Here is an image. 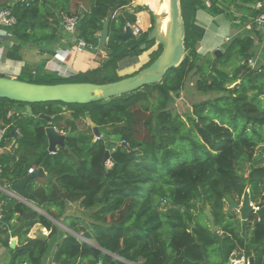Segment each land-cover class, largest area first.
I'll return each instance as SVG.
<instances>
[{"label":"trees","instance_id":"1","mask_svg":"<svg viewBox=\"0 0 264 264\" xmlns=\"http://www.w3.org/2000/svg\"><path fill=\"white\" fill-rule=\"evenodd\" d=\"M68 1L28 0L9 6L17 21L5 29L20 42L12 45L10 55L20 58L22 43L55 40L60 19L46 3L72 15ZM130 2L90 0L88 11L80 7L76 38L94 48L99 45L104 21L110 20L104 47L110 57L93 70H101L103 83L130 76L119 77V61L139 55L142 44L147 43V48L156 43L158 46L141 69L152 64L163 49L156 40L148 38L153 27L140 37L122 40L126 24L135 23L136 17L127 11L117 16L113 12ZM181 4L186 55L161 81L87 104L23 103L0 98V120L10 122L8 114L16 105L30 106L33 111V115L17 121L22 132L17 152L0 155V186L23 180L32 166L43 167L51 175L34 178L27 184V190L34 195L29 199L47 216L0 191V246L9 250L5 264H42L52 246L51 240L60 230L55 221L83 237H94L96 244L107 251L67 233L57 243L54 261L58 264H125L113 255L135 264H205L215 247L221 252V264L229 262L232 253L241 249L246 257L255 255V264H263L264 218L252 214L248 220H242L238 212L229 213L225 206L227 195L240 202L246 190L251 201L264 206V65L257 69L248 63L255 55V39L247 34L236 36L224 52L229 56L233 48L237 49L234 73L218 68L216 58L208 68L201 69L197 81L199 90L218 95L196 103L187 115L175 114L169 105L184 88L191 71L198 68L199 44L205 28L198 24L197 12L203 9L217 16L230 15L231 11L220 0H181ZM134 44L137 47L131 49ZM30 68L25 65L20 80L39 84L83 82L73 80L83 71L66 81L57 72L44 71L43 64L35 73ZM86 112L104 134L96 141L91 127L79 129L78 121L86 118ZM45 117H50L59 130L69 132V149L60 148L44 155L48 147ZM109 139L114 141L109 147L113 160L110 167L104 160ZM260 147L262 151H258ZM183 149L188 158L173 163L172 159ZM246 165L250 169L248 176L244 174ZM163 201L168 203L166 210L161 209ZM69 203H78L85 213L93 210L89 217L94 223L67 215ZM207 207L214 214L217 232L211 230L205 215ZM37 223L50 234L29 237ZM249 223L253 226L246 235L241 226ZM15 236L19 244L12 249L11 238Z\"/></svg>","mask_w":264,"mask_h":264},{"label":"crops","instance_id":"2","mask_svg":"<svg viewBox=\"0 0 264 264\" xmlns=\"http://www.w3.org/2000/svg\"><path fill=\"white\" fill-rule=\"evenodd\" d=\"M17 2V0H0V12L3 9L8 8L11 5H14ZM163 2L162 0H131L130 4L126 6L125 8L117 9L113 12L114 16L122 15L126 11L135 15L136 21L139 20L140 27L142 28V33L148 32L151 27L154 25V21L157 18V15L160 13L158 12V7L160 6V3ZM90 3V0H89ZM238 6L242 10L240 14H237L238 18L236 20H230L229 18H226L227 15L220 14L217 16H214L210 13H208L206 10L200 9L197 12V22L198 24L202 25L205 28V34L202 39V41L199 44V47L201 46L202 42H204V38L207 35L208 43L204 48L203 52H206L211 49H217L220 48V46H223L222 42H220V39L217 37L219 36V30H230L235 32V37L239 36L241 34V29H244L245 33L247 35H251L255 39V47L253 49L254 56L255 57V63L258 68H262L264 65V43L260 42L257 39V35H255L254 31L248 28V22L249 16H250V3L249 0H242L238 1ZM47 6L51 8V12L57 16L58 19H60V25H59V31H58V37L51 41L46 43H22L19 49V54L21 55L20 58L16 59L14 58L10 52V48L14 44H20V42L15 39L13 36H11L5 29L4 26L0 25V75L13 77V78H19V76L22 73V69L25 67V65L30 66L31 72L34 73L37 70V67L39 65L43 64L44 71L48 72H57L56 71V63L59 64V60L56 57V54L62 55L64 57V61L61 62L62 71L57 72L63 77H70L75 74H78L79 72L91 70L100 67V65L109 59V54L106 53L107 51L102 52H90V51H79L77 50L75 46V36L71 35L70 33L66 32L64 30V27L62 26L61 17L63 15H66L68 13L59 11V9H55L54 6H50L48 3H46ZM69 9L71 10V14H80V7H82V3L80 0H69L68 1ZM70 15V14H69ZM153 16L155 18L153 19ZM221 16H224L226 18V21H224ZM247 18V21L244 20V18ZM52 19V18H51ZM135 21V22H136ZM237 22L238 26L235 27L234 23ZM245 23V26L241 27ZM141 33V34H142ZM141 34L138 36L140 37ZM100 35V33H99ZM228 36V35H227ZM137 38V37H136ZM232 39V37H231ZM155 46V47H154ZM157 43L153 45V50L157 48ZM202 49V46H201ZM93 50V49H92ZM152 50V51H153ZM150 53L147 54H139L134 56H127L121 61H119V73H123V71L131 70L134 71L137 68L141 70L143 65L150 59ZM200 53V48H199ZM14 54V53H13ZM100 55H103L101 58ZM133 74V73H132ZM132 74H124V75H132ZM122 75V76H124ZM30 113H33L32 109L29 107ZM235 200L237 198L234 197ZM22 203H25L30 208L38 211L40 214L48 215L45 211H43L41 208H39L37 205L34 204L33 201L30 199L24 200L22 198L19 199ZM256 205L255 202L252 201ZM257 206V205H256ZM229 204L227 203L225 206V209L228 211ZM70 209H76L79 213H69V215H75L80 216L84 219L86 218V213L84 208L80 207L78 203H69L67 207V211L70 212ZM81 209V210H80ZM237 212V211H236ZM240 216V215H239ZM58 222V221H57ZM253 224L249 223L247 225H242V231L244 234L249 235L250 229H252ZM59 232L54 237V240L52 239V246L48 252V254L45 255L44 260L42 264H58L54 261V255L57 249V242H59V239L63 235V237L67 236V233H75L70 228L66 227V229H63L59 226ZM217 231H219V228L217 227ZM91 232V231H90ZM92 233V232H91ZM50 234V231L43 227L41 224L37 223L28 234L31 238H36L37 236H47ZM78 235V233H75ZM13 239H17L16 246L19 244V238L18 236L12 237L11 241ZM92 240L95 241V238H86V241L95 247L98 248L97 244H94ZM93 243V244H92ZM216 252V255L213 254ZM0 255H5L6 257L4 259L9 258V250L6 248L0 246ZM215 256V257H214ZM243 256L245 257L243 259ZM247 259L249 260L250 264H255V255L252 254L250 257H246L243 253V250H235L231 257L229 262H225V264H231L233 260L238 264H247ZM252 259V260H251ZM127 261V260H125ZM221 264L222 263V255L218 247H215L210 250L209 255L207 259L205 260V264ZM264 264V262H263Z\"/></svg>","mask_w":264,"mask_h":264},{"label":"water","instance_id":"3","mask_svg":"<svg viewBox=\"0 0 264 264\" xmlns=\"http://www.w3.org/2000/svg\"><path fill=\"white\" fill-rule=\"evenodd\" d=\"M80 1L82 7L88 11L90 9L89 0ZM161 15L162 13H159L154 21L153 29L149 34V40H156L162 45L163 49L151 65L139 72L108 83L65 82L57 84H39L20 80L19 78L0 75V98L23 103L60 101L68 104H87L120 96L135 91L147 84H154L161 81L170 69L181 64L186 52V27L181 0H170L168 14L169 21L167 29L164 32L161 30L162 24L161 20H159ZM109 24L110 20L106 19L103 24L102 32L98 36L99 48H104L106 45L109 35ZM131 35L132 29L126 24L121 38L123 41H128L131 38ZM136 47L137 44H134L131 46V49ZM140 48L142 50L146 49L147 43L142 44ZM221 54V49L217 48L215 55L219 57ZM253 78H256V74L253 75ZM45 119L47 123H51L50 117H45ZM86 120L92 127L95 138L100 137L101 133L99 128L96 123L92 121L89 112H86ZM45 133L48 140V147L45 150L44 155L56 153L59 148L69 149L66 145V138L69 135V132L62 133L54 126H48L45 128ZM12 134L16 136L14 132ZM113 142V140H108L106 142L107 150L104 159L105 161L110 159L109 147ZM42 177L51 178V175H48L43 167H39L34 172L28 174L23 180L12 183L10 190L24 200L32 198L34 195L27 190V184L34 178ZM226 201L229 204L228 212H239L242 220H248L252 214H257L259 219L264 218V206L259 207L252 203L249 190L245 191L240 202L230 195L226 196ZM205 215L210 222L211 230L217 232L218 229L215 223V217L210 207L206 208ZM16 243L17 239H13L10 243V247L14 249ZM98 248L106 251L99 246ZM111 264H115V262L112 261Z\"/></svg>","mask_w":264,"mask_h":264},{"label":"rangeland","instance_id":"4","mask_svg":"<svg viewBox=\"0 0 264 264\" xmlns=\"http://www.w3.org/2000/svg\"><path fill=\"white\" fill-rule=\"evenodd\" d=\"M163 1V0H162ZM238 1L239 0H220V3L221 5H223L227 10H231L229 11V14H226L227 17L226 18H229L230 20H236L238 18L237 14H240L242 12V10L239 8V4H238ZM242 1V0H240ZM248 1V0H247ZM253 2V0H249V3L251 4ZM163 18V14L161 15V17L159 18V20H161ZM221 18L226 21V18L224 16H221ZM247 21V20H246ZM249 23V21H247ZM246 23V22H245ZM245 23L242 22V26H245ZM234 26L237 27L238 26V23L235 22L234 23ZM239 27V26H238ZM243 30V31H242ZM241 35L244 36V29H241ZM219 36L221 37H217L218 39H220V42H222V44H224L223 46H220V49L222 51V54L221 56L217 57L215 55V51L216 49H211V50H208L206 52H203L204 51V48L207 43H208V38H207V35L206 37L204 38V42H202L201 46H202V49H201V46L199 47L200 48V53H199V58L197 59V64H198V68H195L193 71H191V73L188 75V77L186 78L185 80V84H184V88L181 90V92L177 95L175 94V101L170 103L169 105V108L170 110H172L175 114H181V115H187V113H190L192 112L193 110V106L196 104V103H199L203 100H206V99H209V98H214L215 96L218 95V93L216 92H209V93H205L201 90L198 89L197 87V81L199 79V77L201 76V69L202 68H208L209 65L212 63V61H214L216 58H219L218 62L216 61V66L218 68H221V69H224L226 70L227 72L229 73H234L236 67H237V49L236 48H233V51L232 53L227 56L224 54L226 48L228 47L227 45L230 44V42L232 41V39L235 38V32L233 31H230V30H219ZM230 36L232 37L231 41L230 42H226L225 41V38L226 36ZM149 38V37H148ZM202 41V40H201ZM235 46V45H234ZM155 47V46H154ZM153 46L152 47H149L147 49H144L140 52V54H147V53H150V51L153 50L154 48ZM106 51L104 48H99L98 46L95 47L93 50L91 49H86L85 51H90V52H102V51ZM108 53V52H106ZM161 53V52H160ZM186 55V53H185ZM159 56V55H158ZM100 57L102 58L103 55H100ZM155 61V60H154ZM240 62L238 61V64ZM151 65V64H150ZM101 66V65H100ZM148 67V66H147ZM146 68V67H145ZM128 69V68H127ZM127 69H124L126 71H123V73H119L118 71V74H119V77L124 74H132V73H135L137 71H140L139 68H137L136 70L134 71H131V70H127ZM144 69V68H143ZM92 70V71H91ZM91 70H86V71H83L84 73L81 74V76L79 77H76V78H73V80H76V81H83V82H87V81H96V82H101L103 83L104 82V75L103 73L101 72V70L99 71H96V72H93L94 69H91ZM96 70V68H95ZM111 73V72H110ZM8 76V75H7ZM110 76V75H109ZM28 79H30L29 77H26ZM70 77H64V79L67 80H70L69 79ZM72 79V78H71ZM122 79V78H121ZM93 83V82H92ZM234 84L231 85V87H233ZM30 106H27V109H29ZM67 115L70 114L69 111H66L65 112ZM33 114V113H32ZM79 123V128L80 129H87L89 127V125L87 124L86 120L84 119H81L78 121ZM263 129H264V126H263ZM262 129V130H263ZM104 136V134L102 133V137ZM111 140V139H109ZM258 151H262V148L260 147L258 149ZM186 154V150L183 149V152L178 154L176 157H174L172 159V162L177 164L178 162L181 161V159H187L188 158V154ZM264 155V153H263ZM107 166L110 167L112 166V162L110 161H107ZM249 165H246L245 167V176H248L249 174ZM264 191V189H263ZM20 199V197L18 198V200ZM27 201V200H26ZM25 204V203H24ZM168 203L163 201L162 202V205H161V209L163 210H166L169 208V206H166ZM29 207V206H28ZM81 210V209H80ZM85 210V209H84ZM93 211V210H92ZM91 210H89L88 212H86V223H94V221L92 220L93 218H90L89 215L90 213L92 212ZM95 211V210H94ZM69 213H79L76 209H70V212L67 211L66 214L69 215ZM239 213V212H238ZM240 215V213H239ZM240 219H241V216H239ZM55 223L60 226L61 228L63 229H66V225H64L61 221H55ZM78 225H82V224H78ZM90 231L93 233L94 231V226L90 227ZM74 235H76L81 241H86V237H83L81 233H79L78 235L75 234V233H72ZM37 237H40V236H37ZM63 235L61 236V238L59 239V241L62 240ZM87 242V241H86ZM92 242L94 244H96V242H94V240H92ZM58 243V242H57ZM92 243V244H93ZM50 250V249H49ZM49 252V251H48ZM47 252V254H48ZM213 254L216 255V252H214ZM116 259H120L122 260L125 264H135L133 262H129V261H125L123 259H121L118 255H113ZM6 256L5 255H0V264H5L6 263V259H4ZM215 257V256H214Z\"/></svg>","mask_w":264,"mask_h":264},{"label":"built area","instance_id":"5","mask_svg":"<svg viewBox=\"0 0 264 264\" xmlns=\"http://www.w3.org/2000/svg\"><path fill=\"white\" fill-rule=\"evenodd\" d=\"M20 2H24V1H28V0H17ZM250 16H249V23H248V28H250L251 30L254 31L255 35H257V39L264 43V0H253V2L250 4ZM80 20L81 17L78 14H66L63 15L61 17V22H62V26L64 27V30L68 33H70L71 35L75 36L74 42H75V46L77 48V50L79 51H85L86 49H94L93 45L87 43L84 39L82 38H76V31L77 28L80 24ZM16 18L15 16L11 13V9L10 8H6L3 9L0 12V25L7 27V26H13L14 24H16ZM140 21L137 20L135 23H127V25H129L132 29V36L134 37H138L141 33H142V28L139 25ZM226 42H230L231 41V37L230 36H226L225 38ZM57 59L59 60V64L56 63V71L57 72H61L62 71V67H61V62L64 61V57H62V55L60 54H56ZM248 63L250 64V66L260 69L257 67L256 63H255V57H251L248 60ZM35 73V72H34ZM15 107V106H14ZM13 107V108H14ZM21 107H25V109H27V106H21ZM13 108L11 109V114H16L19 115V112H23V109L21 111H19L18 109L14 108L15 111L12 112ZM32 113H30V111L27 109V115H31ZM13 128V132L16 135V138L18 136L21 135V129L19 128L18 125L12 126ZM7 127H0V153L4 152L7 149H11V147L17 148L18 144L16 142V140L13 142L12 146H8V147H3L1 146V142L4 138V133L6 131ZM34 168H30L29 172L32 173L34 172ZM3 173V167L0 164V175ZM10 186L11 183H7L4 186H0V191L2 193L8 194L13 198L18 199L19 197L10 190ZM2 205L3 202H0V223L2 221ZM245 257L243 256V259ZM231 264H238L236 262V260L231 263ZM247 264H250L249 260L247 259Z\"/></svg>","mask_w":264,"mask_h":264},{"label":"flooded vegetation","instance_id":"6","mask_svg":"<svg viewBox=\"0 0 264 264\" xmlns=\"http://www.w3.org/2000/svg\"><path fill=\"white\" fill-rule=\"evenodd\" d=\"M132 36V35H131ZM142 70V69H141ZM137 72H139V71H137ZM137 72H135V73H137ZM134 73V74H135ZM14 108H16V109H18L19 111H21L22 109H23V112H19V115H16V114H14V112L13 111H15V109ZM13 108V110H12V112H13V114H11V110H10V112H9V114H8V119H10L9 121L10 122H6V120L4 121V119L3 120H0V127H2V126H4V127H7V129H6V131H5V133H4V138H3V140H2V142H1V146H5V147H8V146H12V144H13V142L16 140V142H17V144H18V146H19V143H18V141H19V138L22 136V132H21V135L20 136H18L17 138H16V136H14L12 133H13V128H12V126H15V125H17V121L20 119V118H24V117H27V116H30V115H27V109H25V107L23 108V107H21L20 105H16L15 107ZM31 115H33V114H31ZM85 117H86V113H85ZM84 120H86V118L84 119ZM86 122H87V120H86ZM87 124H88V122H87ZM89 125V124H88ZM48 126H54L53 124H52V120H51V123L49 124V123H47V126L46 127H48ZM45 127V128H46ZM59 132H62V133H65V131H63V130H59L56 126H54ZM89 127H91L90 125H89ZM88 127V128H89ZM20 128V127H19ZM87 128V129H88ZM92 128V127H91ZM21 129V128H20ZM80 129V128H79ZM80 130H83V129H80ZM84 130H86V129H84ZM93 130V129H92ZM99 131H100V129H99ZM67 132V131H66ZM100 133H101V136L100 137H96L95 138V136H94V141H96L97 139H100L101 137H102V132L100 131ZM93 134H94V132H93ZM122 142H120L119 141V144H121ZM18 148V147H17ZM17 148H14V147H11V149H7V150H5L4 152H2V153H0V155H2V154H4V153H16L17 152ZM60 149V148H59ZM16 157H17V159H18V154H16ZM107 161H110V162H112L113 163V160H111V159H108ZM107 163V162H106ZM33 168H34V170H36V169H38L37 167H34V166H32ZM32 167H30V168H32ZM29 168V169H30ZM28 174H30V172H29V170H28Z\"/></svg>","mask_w":264,"mask_h":264},{"label":"bare ground","instance_id":"7","mask_svg":"<svg viewBox=\"0 0 264 264\" xmlns=\"http://www.w3.org/2000/svg\"><path fill=\"white\" fill-rule=\"evenodd\" d=\"M169 7H170V0H163L158 7V12L163 14V18L161 19V30L164 32L167 29L168 21H169Z\"/></svg>","mask_w":264,"mask_h":264},{"label":"clouds","instance_id":"8","mask_svg":"<svg viewBox=\"0 0 264 264\" xmlns=\"http://www.w3.org/2000/svg\"><path fill=\"white\" fill-rule=\"evenodd\" d=\"M16 199V198H15Z\"/></svg>","mask_w":264,"mask_h":264}]
</instances>
